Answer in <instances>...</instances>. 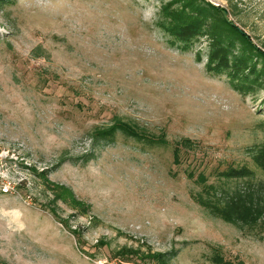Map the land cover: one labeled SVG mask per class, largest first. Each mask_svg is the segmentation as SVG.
Here are the masks:
<instances>
[{
	"label": "rangeland",
	"instance_id": "1",
	"mask_svg": "<svg viewBox=\"0 0 264 264\" xmlns=\"http://www.w3.org/2000/svg\"><path fill=\"white\" fill-rule=\"evenodd\" d=\"M169 1L0 6V264H264V218L240 227L197 200L264 184L263 61L244 84L208 69L209 35L182 49L159 25ZM205 1L264 51V0ZM116 118L138 136H101Z\"/></svg>",
	"mask_w": 264,
	"mask_h": 264
},
{
	"label": "trees",
	"instance_id": "2",
	"mask_svg": "<svg viewBox=\"0 0 264 264\" xmlns=\"http://www.w3.org/2000/svg\"><path fill=\"white\" fill-rule=\"evenodd\" d=\"M11 1L0 0V6L9 4ZM161 15L163 20L159 25L181 41L182 49H187L193 38L198 35H209L211 49L208 54V69L220 70L224 66H232L231 76L238 78L239 83H243L244 80L246 82L252 80L248 76H241L245 70L252 74L256 71L254 62L250 63L254 57L260 58L264 64V51L255 45L240 27L226 21L217 6L205 0L201 2L200 0H171L162 6ZM256 79L253 81L255 82ZM116 132L128 137L138 136L137 131L119 118H116L110 127L99 134L103 137L108 135V139H112ZM174 154L177 156V147ZM262 160L263 162L260 161L259 164L264 169V148ZM251 173V170L241 167L240 169L228 168L222 175L231 178L250 176ZM44 183L53 193V202L60 200L79 212L86 213V204L78 200L68 187L51 183L46 178ZM197 200L210 213L240 227L253 226L264 218V184L257 186L246 184L244 188L233 191L222 189L218 195L215 192L212 196L199 194Z\"/></svg>",
	"mask_w": 264,
	"mask_h": 264
},
{
	"label": "water",
	"instance_id": "3",
	"mask_svg": "<svg viewBox=\"0 0 264 264\" xmlns=\"http://www.w3.org/2000/svg\"><path fill=\"white\" fill-rule=\"evenodd\" d=\"M218 9H219V11L223 14V16H224V18L226 19V21L230 22V23L233 24V25H236V23H235V22L229 17V15H228V11H227L226 8H224V7H219Z\"/></svg>",
	"mask_w": 264,
	"mask_h": 264
},
{
	"label": "built area",
	"instance_id": "4",
	"mask_svg": "<svg viewBox=\"0 0 264 264\" xmlns=\"http://www.w3.org/2000/svg\"><path fill=\"white\" fill-rule=\"evenodd\" d=\"M0 189L7 192L12 189V187L5 182L0 181Z\"/></svg>",
	"mask_w": 264,
	"mask_h": 264
}]
</instances>
